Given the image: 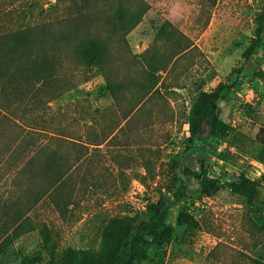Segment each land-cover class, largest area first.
<instances>
[{"label":"rangeland","instance_id":"obj_1","mask_svg":"<svg viewBox=\"0 0 264 264\" xmlns=\"http://www.w3.org/2000/svg\"><path fill=\"white\" fill-rule=\"evenodd\" d=\"M3 1L20 3L18 10L26 0ZM144 1L156 10L146 12L153 15L150 24L140 23L136 32L148 33L150 41L140 42L147 47L138 50L137 33L126 36L125 52L111 64L113 79L124 85L114 97L102 75L87 74L88 81L78 83L80 70L58 51L48 55L50 75L33 65L22 76L26 84L34 76L45 84L32 87L34 101L25 98V106L33 108L26 114L27 138L35 133L34 141L42 143L40 158L36 149L41 173L29 178L10 170L8 180H0V241L8 236L0 244V264H102L115 221L146 217L148 202L158 198L167 209L162 241L145 243L146 257L136 264L264 259L262 238L249 231L250 222H264V142L257 139L264 123V28L258 46L244 57L264 0ZM64 12H52L53 29L69 15ZM163 14L187 20L184 29L200 48L171 62V44L153 37L157 29L169 30L155 22ZM157 47L155 59L151 51ZM149 70L159 91L130 112L138 84L150 85L143 79ZM69 76L77 84L65 92ZM219 87L213 120L190 131L187 115L196 95ZM33 124L40 131L32 132ZM243 178L253 183L251 189L243 188ZM42 191L47 194L38 200ZM21 214L25 217L18 218Z\"/></svg>","mask_w":264,"mask_h":264},{"label":"trees","instance_id":"obj_2","mask_svg":"<svg viewBox=\"0 0 264 264\" xmlns=\"http://www.w3.org/2000/svg\"><path fill=\"white\" fill-rule=\"evenodd\" d=\"M214 2L212 0L211 3L215 4ZM11 5L10 1L0 3V93L10 107H24L26 114L32 112V107L25 106V98L28 96L34 101L32 87L39 89L45 84L34 75H26L27 78L34 76V80L26 84L22 76L33 65H37L44 75H50L52 61L48 55L53 51H58L59 56L73 61L75 70H80L82 74L78 83L87 82V74L102 75L105 89L112 97L123 89V82L113 79V57L120 51L125 52L126 36L150 10L148 3L144 0H55L53 3H48L47 0H26L18 10L19 5ZM60 8L65 9L64 13L69 15L60 17L59 27L53 29L51 14ZM256 16L255 39L244 52V57L258 46L259 35L264 28V14ZM13 20L16 21L15 27L12 26ZM143 79L150 85L142 81L138 84L139 98L130 112L141 106L143 97L159 91L158 79L152 70L147 71ZM73 81V76L65 81V92L76 87L77 83ZM39 82L43 84L41 87ZM221 91L219 87L213 92H199L196 95L187 115L190 131L213 120L216 100ZM258 135L257 139L264 142V123L259 128ZM261 178L264 179V175ZM241 185L247 191L253 183L243 178ZM45 194L47 192H40L38 200ZM146 209V217L126 216L115 221L114 234L110 235L103 251L102 264H136L146 257L143 249L145 243L156 245L162 241L161 228L167 218L165 202L159 198L151 200ZM192 224L197 227L193 220ZM249 231L260 235L261 242L264 243V222H250ZM7 238V235L2 238L0 244H6ZM256 263L264 264V259L256 260Z\"/></svg>","mask_w":264,"mask_h":264},{"label":"crops","instance_id":"obj_3","mask_svg":"<svg viewBox=\"0 0 264 264\" xmlns=\"http://www.w3.org/2000/svg\"><path fill=\"white\" fill-rule=\"evenodd\" d=\"M150 10H154V6L150 4ZM156 10V9H155ZM160 15V14H159ZM164 15V14H163ZM153 17V15L148 16V14H145L140 21V23H148L150 24L148 18ZM164 20H156L159 24V27L161 26H167L169 30L163 34V33H158L159 29L157 31L153 32V37L154 35H159L158 37H164L162 38L163 41L160 40L159 43L161 42H167V44H171V51L170 53H174L172 57V61H176L179 57L184 56L188 54L193 48L198 47L200 48L199 40H194L191 42V37L190 34H188L187 30L184 29L186 26L185 23L187 20L183 21H172L169 19H166V16L164 15ZM138 23L135 28L131 32H136V28H138L139 24ZM162 23V24H161ZM146 25V26H148ZM174 32L178 36V39L172 38L168 32ZM130 32V33H131ZM137 35V42L135 43V47L140 50V49H145L147 47L144 46L141 43H148L149 40V34L145 33L143 34V31L141 32H136ZM146 39L143 41L141 38L145 37ZM181 40V47L183 48L182 51L178 52L177 46L178 42ZM141 42V43H140ZM141 44V45H140ZM143 46V47H141ZM175 47V50H174ZM156 51H158V47L151 52L153 53L155 59H157L160 54H158ZM27 124H26V112L24 107H18V108H13L10 107L9 104L7 103L6 100L2 97V94L0 93V180L4 181V179L9 177V171L14 170L15 173H18L20 170H22L23 174L26 173L29 174V178H36V176L40 175L41 173V166H38L36 169V154H39L40 158V152H41V146L42 143L40 142H35V133L30 134L29 138H27ZM31 131H37L38 128L36 126H30ZM29 129V130H30ZM40 131V129L38 130ZM40 141V140H39ZM37 149V153H36ZM40 149V150H39ZM32 153V155L26 159V154L27 153ZM44 155V154H43ZM33 159V160H32ZM40 160V159H39ZM14 178V177H13ZM18 184V182H17ZM25 191H27L25 189ZM26 193V192H25ZM17 199V198H16ZM14 201V200H12ZM18 201V200H17ZM16 201V202H17ZM12 203H15L12 202ZM25 215H19L18 218H23Z\"/></svg>","mask_w":264,"mask_h":264}]
</instances>
